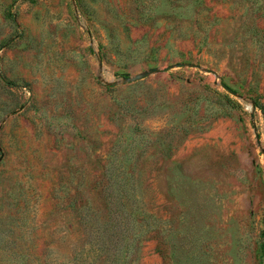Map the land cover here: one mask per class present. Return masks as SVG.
Returning <instances> with one entry per match:
<instances>
[{
    "label": "rangeland",
    "instance_id": "1",
    "mask_svg": "<svg viewBox=\"0 0 264 264\" xmlns=\"http://www.w3.org/2000/svg\"><path fill=\"white\" fill-rule=\"evenodd\" d=\"M261 108L264 0H0V264H264Z\"/></svg>",
    "mask_w": 264,
    "mask_h": 264
},
{
    "label": "trees",
    "instance_id": "2",
    "mask_svg": "<svg viewBox=\"0 0 264 264\" xmlns=\"http://www.w3.org/2000/svg\"><path fill=\"white\" fill-rule=\"evenodd\" d=\"M261 111H262V113H263V115H264V108H261Z\"/></svg>",
    "mask_w": 264,
    "mask_h": 264
},
{
    "label": "water",
    "instance_id": "3",
    "mask_svg": "<svg viewBox=\"0 0 264 264\" xmlns=\"http://www.w3.org/2000/svg\"><path fill=\"white\" fill-rule=\"evenodd\" d=\"M156 70H152V72H155ZM211 72V71H210Z\"/></svg>",
    "mask_w": 264,
    "mask_h": 264
}]
</instances>
